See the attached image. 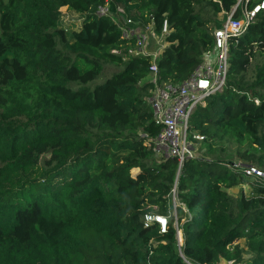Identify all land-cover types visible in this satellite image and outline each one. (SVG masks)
<instances>
[{
  "label": "trees",
  "instance_id": "1",
  "mask_svg": "<svg viewBox=\"0 0 264 264\" xmlns=\"http://www.w3.org/2000/svg\"><path fill=\"white\" fill-rule=\"evenodd\" d=\"M124 1L139 27L160 35L167 22L155 61L160 83L177 84L237 3ZM106 3L0 0V264H264V176H247L250 195L227 191L235 158L264 173V9L230 36L225 86L190 115L203 151L179 165L153 148V57L130 52L135 39L98 13Z\"/></svg>",
  "mask_w": 264,
  "mask_h": 264
},
{
  "label": "built area",
  "instance_id": "2",
  "mask_svg": "<svg viewBox=\"0 0 264 264\" xmlns=\"http://www.w3.org/2000/svg\"><path fill=\"white\" fill-rule=\"evenodd\" d=\"M243 1L237 0L232 11L228 13L226 21L222 26L213 30L216 51L214 62L210 64L203 62L190 77L178 84L171 82L160 83L159 81L155 59L162 52L166 41L158 50L152 49L150 47V25H145L144 28H141L139 27V22L129 16L117 17L111 10L110 0H107L105 5L99 7L98 13L111 16L121 28L124 38L135 39V47L130 52L134 54H151L153 57L150 67L152 74L148 77L153 84V90L146 97V101L153 110L155 124L160 127V132L152 140L156 155L164 158L175 157L179 161V165H182L186 159L196 157V143L194 140H203L204 136L199 133H193L190 130V115L196 106L206 103V99L211 93L222 90L225 86L229 67L228 40L230 36L242 35L257 12L264 9V0H261L251 9L244 5L241 8V16L234 17V12ZM168 32V25L165 21L161 34L157 36V33L152 32V35L159 40L164 35H167ZM239 166L241 167H238V170L240 169L245 176H264V173L254 165ZM152 221H157L162 231L166 229V217L146 214L145 223Z\"/></svg>",
  "mask_w": 264,
  "mask_h": 264
},
{
  "label": "rangeland",
  "instance_id": "3",
  "mask_svg": "<svg viewBox=\"0 0 264 264\" xmlns=\"http://www.w3.org/2000/svg\"><path fill=\"white\" fill-rule=\"evenodd\" d=\"M129 7L134 8L133 5H130ZM62 10L65 13L64 16L62 17V20H61L62 26L67 31L72 30V29H77L80 25V21L82 18L76 14L69 12L66 8H62ZM118 13L115 14L117 17L129 15L127 10L122 11L120 9V11ZM131 16L136 17V13L132 11ZM227 17H228V14L227 15H221L218 23L222 25L226 21ZM216 27H218V26H216ZM149 34L152 35V29L149 30ZM152 37L155 40V42L157 43V39L154 36H152ZM155 42L151 45V48H154ZM208 56H207V59L204 60V62L206 64L213 63L215 58H216V51L210 53V55H208ZM110 70H111V68H110ZM201 146L198 144L195 145L196 153H197V151H200V152H198L200 154L201 151H203V150H201V149H203ZM228 158H230V156H228ZM239 163H240V161L236 160V158H235V160L233 161V165H234L235 171L238 173V175L240 177V180L234 186L227 188L228 193L234 197L240 196L241 194L250 195L255 190L254 179L249 180V178L247 176H245L240 171V169L238 170V167H241V166H239L240 165ZM247 165H249V164H247ZM137 172H138V169H132L131 170V173L133 176H135ZM175 202H176V199H175ZM173 214H174V212H173ZM176 215H177V213H176ZM179 238H180V240L182 239L181 235H179ZM240 243L242 245L245 244V242L243 240H241ZM244 258H245V262L242 264H248L249 256L245 255ZM217 264H228V263L224 259H221L220 262H218Z\"/></svg>",
  "mask_w": 264,
  "mask_h": 264
},
{
  "label": "crops",
  "instance_id": "4",
  "mask_svg": "<svg viewBox=\"0 0 264 264\" xmlns=\"http://www.w3.org/2000/svg\"><path fill=\"white\" fill-rule=\"evenodd\" d=\"M109 5H110V7H111V10L114 12V14H116V13H118L119 11H120V9L122 10V11H124V10H127V12H128V16L129 17H132L131 16V13H132V11L133 12H135L136 13V9H135V7L134 8H130L129 6L130 5H132V4H128V3H126L124 0H110V3H109ZM129 5V6H128ZM119 14V13H118ZM127 16V15H126ZM145 26H141V28H144ZM151 29H153L152 30V32H154L155 34H156V32L154 31V26L151 24L150 26H149ZM153 35H151L150 34V47H151V45L155 42V40L153 39V37H152ZM157 36H159L158 34H157ZM165 36L166 35H164L162 38H160L159 40H157V43L155 42V46H154V48H152V49H155V50H158L159 48H161L164 44H165ZM154 50V51H155ZM153 51V50H152ZM208 55H210V54H208ZM208 55H205L204 56V60L205 59H207V56ZM209 57V56H208Z\"/></svg>",
  "mask_w": 264,
  "mask_h": 264
}]
</instances>
